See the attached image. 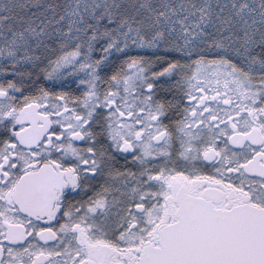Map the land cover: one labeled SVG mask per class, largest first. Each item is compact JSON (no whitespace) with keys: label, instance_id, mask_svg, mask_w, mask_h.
I'll use <instances>...</instances> for the list:
<instances>
[{"label":"snow or ice","instance_id":"obj_1","mask_svg":"<svg viewBox=\"0 0 264 264\" xmlns=\"http://www.w3.org/2000/svg\"><path fill=\"white\" fill-rule=\"evenodd\" d=\"M0 264H264V0H0Z\"/></svg>","mask_w":264,"mask_h":264}]
</instances>
